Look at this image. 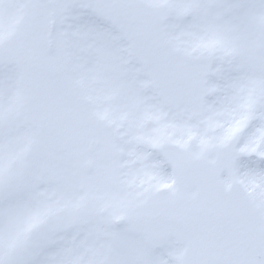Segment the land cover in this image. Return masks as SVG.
<instances>
[{"label": "snow or ice", "instance_id": "6c2138e0", "mask_svg": "<svg viewBox=\"0 0 264 264\" xmlns=\"http://www.w3.org/2000/svg\"><path fill=\"white\" fill-rule=\"evenodd\" d=\"M0 264H264V0H0Z\"/></svg>", "mask_w": 264, "mask_h": 264}]
</instances>
